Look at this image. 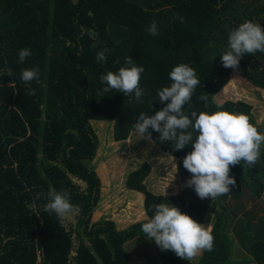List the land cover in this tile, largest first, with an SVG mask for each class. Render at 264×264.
<instances>
[{
    "label": "trees",
    "instance_id": "trees-1",
    "mask_svg": "<svg viewBox=\"0 0 264 264\" xmlns=\"http://www.w3.org/2000/svg\"><path fill=\"white\" fill-rule=\"evenodd\" d=\"M177 14L184 23L174 19ZM152 21L157 22V36L146 31ZM245 21L264 27V0H0V264H135L124 244L137 235L146 238L142 224L161 203L173 204L202 224L213 212V249L197 256L195 264H264V220H256L252 207L239 216L235 211L243 207V187L250 198L262 195L264 181L255 173L264 164V145L254 166L231 167L237 184L229 194L201 200L186 186L191 174L183 159L191 144L174 150L172 142L162 143L153 130L154 144L177 159L184 187L167 196L147 190L150 165L143 161L127 173L125 187L142 193L145 217L125 228L110 218L92 220L101 182L89 165L98 146L91 120L112 121L113 140H124L136 132L133 126L141 113L153 115L170 102L161 103L156 95L171 85L169 73L175 66L189 65L200 80L191 105L184 106L186 114H245L264 133V122H258L250 102L214 100L232 70L223 67L220 55L229 50L230 32ZM82 26L97 34L95 48L93 39L81 33ZM22 48H30L32 55L18 63ZM101 50L104 63L96 60ZM128 56L145 69L140 80L146 92L143 102L134 93H103L106 85L100 76L130 67L125 64ZM34 67L40 69L39 83L26 84L22 70ZM9 68L13 76L5 75ZM236 70L253 83L250 93L259 96L264 53L243 55ZM30 89L34 95L28 94ZM202 94L207 102L198 99ZM189 130L194 142L198 133ZM50 189L69 192L76 212L72 223L44 210L49 201L37 199V194ZM150 241L165 264H185ZM233 246L250 257L233 258Z\"/></svg>",
    "mask_w": 264,
    "mask_h": 264
},
{
    "label": "clouds",
    "instance_id": "clouds-1",
    "mask_svg": "<svg viewBox=\"0 0 264 264\" xmlns=\"http://www.w3.org/2000/svg\"><path fill=\"white\" fill-rule=\"evenodd\" d=\"M174 19L185 22V18L179 14ZM146 31L153 36L159 35L157 22L152 21ZM81 33L93 39L92 47L97 46L99 41L94 31L82 26ZM228 47L229 50L220 55L221 63L225 68L236 70L243 55L264 53V27L252 21L241 23L230 32ZM31 55L30 48L20 49L18 63H24ZM106 59L104 50L96 54L98 62L104 63ZM125 64L130 67H120L118 72L108 71L100 76L101 83L106 85L103 93L113 90L126 96L134 93L136 100L143 102L142 97L146 92L141 88L140 80L145 69L137 66L131 56L125 57ZM5 75L13 76L12 69H7ZM39 78L38 67L22 70L21 79L26 84L34 80L39 83ZM169 78L171 85L158 89L156 96L161 103L170 102L153 115L141 113L133 126L136 133L142 139L154 143L151 135L154 130L160 133L159 140L162 143L172 142L170 144L174 150H182L191 144L192 151L183 159L184 168L191 174L186 186L194 188L201 200H214L229 194L237 184L235 177L230 175L231 167L239 164L251 167L258 162L264 145V133L258 131L248 115L228 110L200 112L199 115L193 110L189 116L184 111V106L191 105L193 92L200 84L195 69L187 64H179L170 71ZM28 94L34 95L35 90L30 89ZM198 99L207 102L208 96L202 94ZM216 107L221 109L222 104L217 103ZM189 129L198 133L194 142ZM165 195L167 196L166 191ZM40 198L49 201L44 208L49 215L55 213L58 218H65L74 210L66 190L50 189L47 193H38L37 199ZM153 207L154 216L142 224L141 231L147 239H154L162 251L170 250L177 257L191 262L204 251L213 249L214 236L204 224L173 204L169 206L161 203Z\"/></svg>",
    "mask_w": 264,
    "mask_h": 264
},
{
    "label": "rangeland",
    "instance_id": "rangeland-1",
    "mask_svg": "<svg viewBox=\"0 0 264 264\" xmlns=\"http://www.w3.org/2000/svg\"><path fill=\"white\" fill-rule=\"evenodd\" d=\"M251 88H253V83L237 70L232 69L227 82L214 95V100L221 102L230 98L250 102L258 122H264V89L261 90L259 96H254L250 93ZM91 121L97 135L98 146L96 155L89 161V165L94 167L101 182L100 199L92 213V220L110 218L115 221L116 227L125 228L145 217L142 208V193L128 190L125 187L127 173L143 161L150 165V172L145 178L147 190L164 195L166 191L167 195H172L184 187L175 167L177 160L175 157L161 151L154 143L142 139L134 131L124 140L114 141L112 121ZM255 174L264 181V164ZM243 192V207L235 210L236 215L239 216L241 211L252 207L256 220L260 217L264 220V190L258 198H250V191L246 187H243ZM228 204L232 207L234 201L229 200ZM215 209L218 210L217 206ZM75 213V211L69 213L64 218V222L71 221L72 223ZM212 219L213 212L211 211L207 213L203 223L205 228H210ZM124 245L135 264H165L154 243L141 235L133 237ZM235 247L237 246H233V258L250 257L248 252ZM195 259L191 262L184 260V263L195 264Z\"/></svg>",
    "mask_w": 264,
    "mask_h": 264
},
{
    "label": "crops",
    "instance_id": "crops-1",
    "mask_svg": "<svg viewBox=\"0 0 264 264\" xmlns=\"http://www.w3.org/2000/svg\"><path fill=\"white\" fill-rule=\"evenodd\" d=\"M130 133H131V132H130ZM130 133H129V134H130ZM129 134H128V135H129ZM120 141H122V140H120Z\"/></svg>",
    "mask_w": 264,
    "mask_h": 264
}]
</instances>
